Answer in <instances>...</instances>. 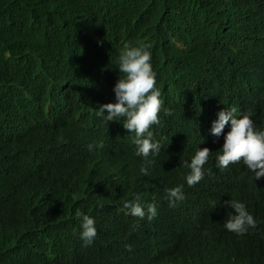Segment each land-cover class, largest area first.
Wrapping results in <instances>:
<instances>
[{"label": "trees", "instance_id": "obj_1", "mask_svg": "<svg viewBox=\"0 0 264 264\" xmlns=\"http://www.w3.org/2000/svg\"><path fill=\"white\" fill-rule=\"evenodd\" d=\"M263 35L264 0H0V264H124L129 254L133 264H264V177L242 163L217 168L223 133L210 134L225 107L264 128ZM121 41L150 45L171 111L152 126L163 141L147 175L120 124L95 115L111 77L106 52ZM198 147L211 151L207 171L189 187L180 162ZM177 185L184 199L170 208L165 189ZM136 194L156 204L152 220L125 215ZM229 199L255 229L223 227ZM89 210L100 234L82 247L77 213ZM146 242L158 254L141 259Z\"/></svg>", "mask_w": 264, "mask_h": 264}, {"label": "clouds", "instance_id": "obj_2", "mask_svg": "<svg viewBox=\"0 0 264 264\" xmlns=\"http://www.w3.org/2000/svg\"><path fill=\"white\" fill-rule=\"evenodd\" d=\"M100 44L101 41L99 40ZM122 42V41H121ZM117 66L112 70V79L108 94L100 98L95 115L106 125L109 121H117L122 133L131 138L135 145V155L142 158L139 173L147 175L148 169L154 164L155 157L161 151L163 138L154 137L152 126L162 125L160 113L171 115L168 108L163 107V91L156 86V72L152 67L150 45L138 42L132 46L122 44ZM98 46V45H96ZM113 67V66H112ZM98 100V99H96ZM95 101V100H94ZM114 101V102H113ZM108 102V103H106ZM252 114L243 112L237 116L235 107H225L218 111L217 118L211 122L210 134L219 138L223 133V143L215 155V164L219 169L226 168L230 163H242L251 173L252 178L259 180L264 177V128L254 125ZM228 126V131L224 129ZM100 147L95 142L87 145L89 151ZM210 149L198 147L190 161L180 162V166L189 169L184 180L188 186L198 183L206 174L204 165L209 160ZM168 206L175 207L184 199L182 186L177 185L165 189ZM225 205L234 210L228 212L223 227L237 236L244 235L249 229H255L258 220L254 218L245 204L229 199ZM125 215L152 220L157 215V206L153 202H142L140 195L124 201L122 205ZM88 215H80L79 244L91 246L97 242L100 234L98 216L89 210Z\"/></svg>", "mask_w": 264, "mask_h": 264}, {"label": "water", "instance_id": "obj_3", "mask_svg": "<svg viewBox=\"0 0 264 264\" xmlns=\"http://www.w3.org/2000/svg\"><path fill=\"white\" fill-rule=\"evenodd\" d=\"M257 31H260L259 33H256L257 35H261L260 33H262V28L261 27H258L257 28ZM251 32H253V31H250V30H247V35H251ZM256 32V31H255ZM254 32V33H255ZM264 36V35H263ZM126 42L124 41V42H122V44H125ZM118 44H120V42H117V45ZM118 48H123V46L120 44L119 46H118ZM118 48L116 49V47H114V48H112V49H108V51L106 52V59H107V62H108V65H109V67H110V72L112 73V71H115V72H118V70H112V68H114V67H116L117 66V61H118V56H119V54H120V51L118 50ZM113 66V67H112ZM111 79H112V76L110 77V80L107 82V90H108V88H109V86H110V81H111ZM114 102V101H113ZM244 111V110H243ZM130 140V139H129ZM150 234V233H149ZM129 236H132V235H130V234H126V236H125V239H129ZM124 239V240H125ZM123 240V237H118L117 238V243H116V240L113 242V243H111V246L113 247V249H115V251L117 252L118 251V245H119V243L121 242V241H124ZM147 243V245H146V247L145 248H147V250L146 251H140L139 252V255H137V256H141V259L144 257V256H146V255H148V254H150L151 252H154V254L155 255H157L158 254V247L160 246L159 245V243L158 242H146ZM138 245H140V243L138 242L137 243ZM92 245H94V243L92 244ZM129 246H130V244H129ZM141 246V245H140ZM126 248L128 247V245H126L125 246ZM131 254H129V255H127V260L126 261H124V264H133V262H135L136 261V259L135 258H133V255L132 256H130Z\"/></svg>", "mask_w": 264, "mask_h": 264}, {"label": "bare ground", "instance_id": "obj_4", "mask_svg": "<svg viewBox=\"0 0 264 264\" xmlns=\"http://www.w3.org/2000/svg\"><path fill=\"white\" fill-rule=\"evenodd\" d=\"M245 7L247 8V4L245 5ZM208 10H211V8H209ZM255 10H256V9H255ZM245 14H246V13H245ZM105 18L110 19V16H105ZM172 31H174V27L172 28ZM173 37H174V36L172 35L171 38H173ZM97 45H98L99 47L101 46V44H100L99 41L97 42ZM114 45H115V47L117 46V44H114ZM118 50H119V51H122V48H118ZM89 76H90V75H89ZM70 82H71V81H70ZM88 82H92V81H88ZM99 83H101V82H100V81H97V82H96V84H99ZM71 88H72V87H70L69 90H71ZM69 90H68V91H69ZM60 100H61V99H60ZM61 103L64 105L66 102H65V100H61ZM71 103L74 104L73 100H71ZM76 103H78V102H76ZM33 105L35 106V105H37V104L33 103ZM50 108L52 109V107H50ZM62 112H64V109H60V113H62ZM50 113H53V112H50ZM195 115H196V114H195ZM77 117H81V116H77ZM183 120H184V119H181L180 122L183 123ZM189 187H191V186H189ZM153 188H154V187H153ZM182 190H183V188H182ZM143 239H145V238L143 237ZM93 248H94V247H93ZM134 251H135L134 253L137 254V249H134ZM127 253H129V251H128Z\"/></svg>", "mask_w": 264, "mask_h": 264}]
</instances>
